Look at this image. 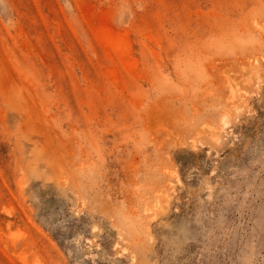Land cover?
<instances>
[{
	"label": "rangeland",
	"instance_id": "rangeland-1",
	"mask_svg": "<svg viewBox=\"0 0 264 264\" xmlns=\"http://www.w3.org/2000/svg\"><path fill=\"white\" fill-rule=\"evenodd\" d=\"M0 264H264V0H0Z\"/></svg>",
	"mask_w": 264,
	"mask_h": 264
}]
</instances>
